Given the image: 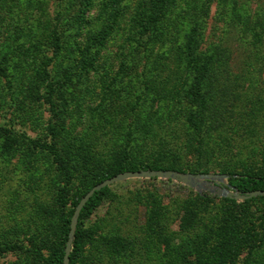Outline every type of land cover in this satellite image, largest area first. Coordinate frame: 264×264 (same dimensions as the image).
<instances>
[{"label":"rangeland","instance_id":"1","mask_svg":"<svg viewBox=\"0 0 264 264\" xmlns=\"http://www.w3.org/2000/svg\"><path fill=\"white\" fill-rule=\"evenodd\" d=\"M170 1L137 46L139 23L155 15L149 0H0V245H22L0 253V264H55L45 259L62 241L76 199L120 159L139 171L151 165L190 176L200 133V168L214 177L111 184L83 220L77 264H179L181 256L264 264V195L237 198L219 173L235 165L264 175V0ZM191 30L194 57L184 42ZM187 112L202 119L204 132ZM51 126L69 173L65 192L51 155L25 140L50 144ZM150 215H162L158 232L167 238L154 251L142 233Z\"/></svg>","mask_w":264,"mask_h":264},{"label":"trees","instance_id":"2","mask_svg":"<svg viewBox=\"0 0 264 264\" xmlns=\"http://www.w3.org/2000/svg\"><path fill=\"white\" fill-rule=\"evenodd\" d=\"M170 3H171L170 0H149V6H151L152 12H154L155 15L150 14L151 19H149V21L147 23L144 22L143 20L139 23L140 24L139 25V27H140L139 32L140 33L138 34V36H139L141 41L135 40V42H137L136 43L137 46H141V44H143V41H144L143 36L145 35L144 31L146 30V29H144L145 26L150 22V20H152V21L159 20L161 14L163 13V11L167 7V5ZM197 27H198V25L195 24L193 26L192 30H195V28H197ZM192 30L190 31L189 35L186 37L184 42H185V46L190 47V53L189 54L192 55V57H194L197 55L195 53L196 46H197V38L194 36V34H192ZM52 44H53V49H58V39H57L56 35L53 36ZM89 44H91L88 46L89 49H92L94 43H89ZM211 59H212V57L210 55L206 56V59H205L204 63L202 64V68L208 69V65L211 62ZM49 61H50V59H46L45 64L47 65V63ZM193 62H195V61H193ZM42 73H43V77L46 81L45 82V88L47 89V97L49 99L48 102H49L50 107L52 108L53 105H52V101H51V93L53 92V87H52L51 82L48 80L47 71L43 70ZM2 76L3 77L6 76L4 71H2ZM229 76H230V74H229ZM220 84L222 86V82H220ZM198 87H199V85H198ZM258 87H259V84L257 82V88ZM262 87H264L263 84H262ZM259 93L261 94L260 91H259ZM209 113L213 117V114L211 112H209ZM190 116H191V113L187 112L186 117H190ZM213 121H214V119H213ZM189 122H190V124H192L194 126L195 129H200L202 132H204V129L206 126L203 125V121L201 118H197V116L195 114H193L191 116V118L189 119ZM197 136L199 138L197 139L196 147L194 150H195L196 156L199 158L197 159V161H198L197 166L191 171V173H192V175L208 174L209 171L207 169H201L200 168V158L203 156L202 145L205 144L204 135H203V133H200ZM55 138H56V128L51 126L50 127V139H51L50 144L37 143L36 141L31 140L27 137H25V140L31 146L38 148L40 150H45L47 153H49L51 155L52 160L58 166L57 168L59 169L60 175L65 180V185L61 188L60 192H62V191L65 192L66 184H69V176H68L69 173L67 172V168L65 166L64 159L61 156H59L57 153L56 146H55ZM122 162H123V160L120 159L117 162V168L114 171H112L111 173H109L106 176H104L103 178H101L100 180H98L97 182H95V184H98V183L102 182L103 180L109 179V178L117 175L118 173H122V172H126V171H139L140 170V168L134 167V166L125 167L122 164ZM219 168H220L219 173L226 175L229 185L236 188V190L238 191V193L240 195H243V194L249 193V192H253V191H264V175L253 174L251 172H248L246 169L239 171L238 169H236L235 165L230 166V167H229V165H225V166H221ZM144 169H147V170H166L162 167L161 168L160 167H154L151 165H148ZM108 187H102L98 191L94 192V194L88 199V201L85 203V205L80 210L79 215H78V219H77V225H76L75 231L73 233V240L71 243V249H70V253H69L68 264H77L78 259L80 258V252H81V249L83 246V235H84V227L82 224L83 220L87 216V214H89L97 206V204L99 203L100 197L108 194V192H109ZM90 188H88L84 192H82V194L76 199V202L73 205L74 208L77 205V203L79 202V200L86 194V192ZM197 197L200 198L201 200H206V201L212 200L211 197L206 196V195L197 196ZM60 198H61L62 202H65L64 195L62 196V194H61ZM258 198L264 199V197H262V196H258ZM225 200L231 201L230 198H226ZM251 200H253V198L245 200V202H249ZM73 211H74V209L70 212V214L67 216V218L64 221L65 230L63 233L62 241H60L57 245L52 247V249L49 252V255L45 259L47 262L54 260L52 262H54L55 264H62L63 256H64V249H65L66 240H67V234L69 232L70 219H71V216L73 214ZM159 216H162V215H158V217ZM158 217H157V215H156V217H155V215H150L149 219H148L149 223H148L146 229L142 231L143 239L147 242L148 249H150L151 251H154L153 246L155 243H158L160 241V239L163 241L165 238V240L167 241V238L163 235V233H162V237H161V234L158 232V229L160 227V224H159L160 221H159ZM189 218H190V221H192V219L195 218V215H189ZM190 225H194V224H190ZM186 230L188 232L190 231L189 226L187 227ZM222 243L223 242H221L219 245L220 250H221ZM21 248H22V245L17 244V243L0 245V253L9 252V251H13V250H19ZM29 249L31 250V252L33 253V255L37 259L44 260L42 254L40 252V248L38 247V245L35 242H30ZM252 249H253V247L249 246L248 253H250L252 251ZM168 251H173V250L169 249ZM181 251H182V247L176 248L174 252L175 253H181ZM186 252L190 253L191 249H186ZM198 256H199V259H198L197 263L200 261L201 258H204V255L198 254ZM183 259H184L183 256H181V258H178V261H180L179 264H181V263L182 264H196V263H192L190 261H184ZM208 264H210V263H208ZM242 264H248L247 258L243 261Z\"/></svg>","mask_w":264,"mask_h":264},{"label":"water","instance_id":"3","mask_svg":"<svg viewBox=\"0 0 264 264\" xmlns=\"http://www.w3.org/2000/svg\"><path fill=\"white\" fill-rule=\"evenodd\" d=\"M207 177V178H213V175H208V174H197V175H186L179 173L177 171H171V170H147V171H126L121 174L115 175L109 179L103 180L99 184L95 185L92 187L78 202L77 206L74 209L73 215L71 217L70 221V227H69V237L65 245L64 249V256H63V262L62 264H68L69 262V252H70V246L73 238V233L75 231V226L77 223L78 215L82 207L85 205L86 201L89 199V197L97 190H99L102 187H108L111 184L120 181V180H125V179H130V178H164V179H175L179 180L184 184H187L190 181V178H199V177ZM219 178L221 177H226L224 175L218 176ZM217 177V178H218ZM231 188H234L231 186ZM256 195H264V191H253L246 193L245 195H238L236 193L237 198L240 199H246L252 196Z\"/></svg>","mask_w":264,"mask_h":264}]
</instances>
